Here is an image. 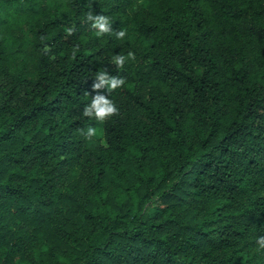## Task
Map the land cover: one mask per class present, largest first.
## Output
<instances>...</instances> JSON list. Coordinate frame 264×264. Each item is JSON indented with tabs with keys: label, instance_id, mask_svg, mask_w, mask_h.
Instances as JSON below:
<instances>
[{
	"label": "trees",
	"instance_id": "1",
	"mask_svg": "<svg viewBox=\"0 0 264 264\" xmlns=\"http://www.w3.org/2000/svg\"><path fill=\"white\" fill-rule=\"evenodd\" d=\"M261 237L264 0H0V264H264Z\"/></svg>",
	"mask_w": 264,
	"mask_h": 264
},
{
	"label": "clouds",
	"instance_id": "2",
	"mask_svg": "<svg viewBox=\"0 0 264 264\" xmlns=\"http://www.w3.org/2000/svg\"><path fill=\"white\" fill-rule=\"evenodd\" d=\"M87 19L92 22V26L96 28L98 31L96 32L97 36L102 35L103 33L110 31V20L107 16L103 15H95L93 16L91 13L87 15ZM69 32L72 31L71 28L68 29ZM126 35V30H120L116 32V36L118 39H123ZM133 58V53L128 52L127 56L123 54H114L112 57L113 62L117 67L123 65L126 60ZM96 83L93 84L94 89H98L101 87H106L107 89H115L123 85V78L117 76H110L106 71H98L96 73ZM117 112V108L114 102L106 98L105 95L96 94L89 104H87L84 108V115L89 118L95 119L97 121H104L106 118L110 117L112 114ZM99 134V129L96 127L88 126L86 130H84V135L87 138H92ZM260 246L264 247V237L260 238Z\"/></svg>",
	"mask_w": 264,
	"mask_h": 264
}]
</instances>
